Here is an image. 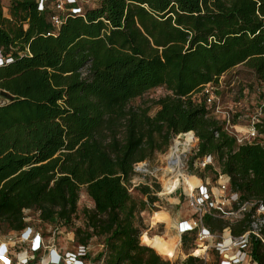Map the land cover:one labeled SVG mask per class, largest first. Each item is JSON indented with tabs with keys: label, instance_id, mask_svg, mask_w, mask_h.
<instances>
[{
	"label": "trees",
	"instance_id": "obj_1",
	"mask_svg": "<svg viewBox=\"0 0 264 264\" xmlns=\"http://www.w3.org/2000/svg\"><path fill=\"white\" fill-rule=\"evenodd\" d=\"M52 1L40 10L38 0H10L6 11L0 0V50L13 58L0 67V228L25 229V210H35L44 223L72 227L81 246L101 239V264H178L141 242L147 202L130 192L135 165L195 133V158L217 162L205 171L219 167L243 200H264V146L238 144L195 98L238 65L264 83V0H79L68 7L81 13L59 28ZM157 87L168 93L154 115L130 105ZM83 188L94 207L74 226ZM135 189L159 200L150 185ZM204 223L228 225L209 214ZM253 245L264 264V245Z\"/></svg>",
	"mask_w": 264,
	"mask_h": 264
},
{
	"label": "rangeland",
	"instance_id": "obj_2",
	"mask_svg": "<svg viewBox=\"0 0 264 264\" xmlns=\"http://www.w3.org/2000/svg\"><path fill=\"white\" fill-rule=\"evenodd\" d=\"M63 1L65 2V0ZM95 1L96 0H80V3L84 6H92ZM2 4L7 11V8L10 5V0H2ZM68 6L69 5L67 4V7ZM50 8L51 10H56V0L50 3ZM263 89L264 84L259 82L253 71L245 65H238L224 75V83L220 88V95L225 107L240 102L241 105L237 109L238 112L235 114L237 124L242 125L245 123L241 117L243 113H245V107L254 110L258 105V102L263 99L264 95L259 93L260 90L262 91ZM167 93L168 91L164 87L153 88L144 93L143 96L132 100L130 105L134 107L153 106L155 100L165 96ZM195 98L201 100L202 96L198 94ZM5 102H7V100L0 95V103L3 104ZM157 110L158 107L153 106L151 109V115H154ZM183 134L184 133L175 136L171 140L170 146L164 151H156L151 158L137 163L135 165L136 173L131 180V185H129L133 197L147 202L146 209L140 214V226L142 230L140 236L141 242H148L156 248L158 253L161 254L165 260L178 264H182V262L187 259V256L193 253L194 248L196 247V231H190L183 235H179L175 228L179 227V224L185 219L196 220L197 218L195 210L189 204V190L193 189L199 183V180L202 182L209 181L214 187L217 186L213 172L205 171V168L201 165L203 160L195 158L199 145V138H197L196 145L192 148L189 155L185 157L183 163L184 173L188 178L193 180L195 184L191 187L189 184L182 183L176 191L168 194L165 193V174L163 168L167 165L166 154L169 153L170 148L174 145L175 141L180 139ZM213 158L214 157H212V163L216 166L217 162ZM206 159L207 158L204 160ZM191 166H193L194 169H191ZM201 174H204L205 177H202ZM143 184L151 186L153 191H155V194L159 197L158 201L150 203L147 197L143 196L135 189L137 186ZM157 185L160 187H155ZM85 207L93 208L94 202L88 197L85 188H83L78 202V214L74 220V226L84 225L83 209ZM25 215L28 227H31L35 233L39 232L46 244V248L42 250L39 255L34 257L33 264H39L41 261L40 257L45 256L49 250L54 247L64 256L69 252L76 253L79 251L81 245L76 241L74 229L72 227L70 228L61 225L54 226L44 223L40 219L39 213L35 210H28ZM18 237L17 232L7 231L5 228H0V245L2 247L0 251L4 253L3 248H6L9 257L8 259L11 260V264L15 263L16 256L21 251H26L27 249V244L24 242H18L16 245L8 243V241L17 242ZM88 247L90 258L84 257L85 264H101V262L95 261L94 258L103 249L102 240L93 237L90 240ZM6 260L7 259L3 260L4 264H8ZM214 262V257L211 254L208 264H214ZM63 264H66V262Z\"/></svg>",
	"mask_w": 264,
	"mask_h": 264
},
{
	"label": "built area",
	"instance_id": "obj_3",
	"mask_svg": "<svg viewBox=\"0 0 264 264\" xmlns=\"http://www.w3.org/2000/svg\"><path fill=\"white\" fill-rule=\"evenodd\" d=\"M48 1L38 0L39 9L43 10ZM78 2L79 0H65V2L56 0V10L60 14L51 17L52 24L59 28L63 24L67 13H81L82 7L80 5L67 7V4ZM12 60L11 55H4L0 50V67ZM226 73L222 74L217 82L205 84L200 93L209 115L221 120L224 123V129L236 138L238 144L256 143L264 146V131H262V128H264V97L258 102L254 110L245 107V113L241 116L245 123L242 125L237 124L235 114L241 105L240 102L225 107L220 95V88L224 83ZM259 93L264 95V89L260 90ZM207 164L215 166L212 163L211 156L201 162L204 168ZM215 170L217 172L214 175L217 182L216 187L209 181L203 180L204 182H202L197 179L199 183L189 192V204L195 210L196 220L185 219L179 224V227H175L179 235L196 231L194 251L204 249V252L199 255L193 251L187 258L189 256L198 257L201 261L200 264H208L209 257L212 254L214 264H258L254 258L253 244L259 241L264 245V200H243L241 194L231 188V177L222 173L219 167H216ZM26 211L28 210H25V214ZM206 214L214 218L224 219L228 222V225L222 230L213 231L204 223ZM245 219H247L246 229L239 234H235L233 226ZM17 233L19 236L17 242L8 241V243L16 245L18 242H24L27 244V249L16 256L14 264H33L34 257L46 248L43 237L39 232L35 233L28 226ZM3 249L4 253L0 251V264H4V259H7L8 264H11L6 248ZM88 253L89 247L80 246L78 252H69L64 256L54 247L45 256L40 257L39 264H63L65 262L66 264H85L84 257L87 258Z\"/></svg>",
	"mask_w": 264,
	"mask_h": 264
},
{
	"label": "bare ground",
	"instance_id": "obj_4",
	"mask_svg": "<svg viewBox=\"0 0 264 264\" xmlns=\"http://www.w3.org/2000/svg\"><path fill=\"white\" fill-rule=\"evenodd\" d=\"M180 139H177L176 141L174 140V145L170 148L169 153L166 154L167 165L165 168H163V172L165 174L164 185L166 194L174 192L178 187L181 186L182 183L189 184L191 187L195 184L194 181L188 178L184 173L183 163L185 157L189 155V153L192 151V148L196 145L197 138L193 133L187 132L184 133ZM194 252L195 254L199 255L204 252V249H197Z\"/></svg>",
	"mask_w": 264,
	"mask_h": 264
},
{
	"label": "crops",
	"instance_id": "obj_5",
	"mask_svg": "<svg viewBox=\"0 0 264 264\" xmlns=\"http://www.w3.org/2000/svg\"><path fill=\"white\" fill-rule=\"evenodd\" d=\"M232 69H233V68H232ZM232 69H231V70H232ZM231 70H229V71H231ZM229 71H228V72H229ZM228 72H227V73H228Z\"/></svg>",
	"mask_w": 264,
	"mask_h": 264
},
{
	"label": "water",
	"instance_id": "obj_6",
	"mask_svg": "<svg viewBox=\"0 0 264 264\" xmlns=\"http://www.w3.org/2000/svg\"><path fill=\"white\" fill-rule=\"evenodd\" d=\"M195 134V133H194Z\"/></svg>",
	"mask_w": 264,
	"mask_h": 264
}]
</instances>
